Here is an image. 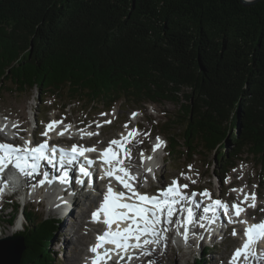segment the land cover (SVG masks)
Returning <instances> with one entry per match:
<instances>
[{"label": "trees", "instance_id": "trees-1", "mask_svg": "<svg viewBox=\"0 0 264 264\" xmlns=\"http://www.w3.org/2000/svg\"><path fill=\"white\" fill-rule=\"evenodd\" d=\"M32 91L91 111L173 103L172 160L215 153L223 179L247 155L264 176V0H0V95ZM21 213L19 264H55L59 222Z\"/></svg>", "mask_w": 264, "mask_h": 264}, {"label": "snow or ice", "instance_id": "snow-or-ice-1", "mask_svg": "<svg viewBox=\"0 0 264 264\" xmlns=\"http://www.w3.org/2000/svg\"><path fill=\"white\" fill-rule=\"evenodd\" d=\"M101 115L107 114L101 113ZM133 115L135 116V113ZM58 123L60 122L49 123L46 126L45 132L41 133V135L47 136L48 131L52 130L54 124ZM104 123H111V120L104 121ZM100 126L101 124L97 122V127ZM89 135H96V133H89ZM132 135L133 133L130 132L129 136ZM159 140L160 138L157 137V141ZM161 143L158 142L155 148L159 149ZM110 145H116L118 148H121L125 152V156L130 155V152L123 148L122 141L113 139L110 141ZM92 151H95V148H81L73 145L69 153L58 149L54 145L49 146L46 141L38 145H32L31 141H26L23 146H14L0 142V173H3L11 166L25 178H33L37 175L42 176L43 178L38 183L40 186H43L46 183L51 184L56 182L54 178L49 177L47 172L42 173L40 171L43 162H46L48 166L53 168L59 163L60 168L63 169L66 164L73 165L78 157H84L86 152ZM57 153H59L58 160ZM102 156L105 158L104 163L111 165L105 175L114 177L115 180L123 185L124 189H127V193L124 191H114L111 184H109L107 186V193L103 197L102 205L96 212L92 213L93 222L96 223L100 222L99 215L103 214L105 218L103 223L107 225L108 231L98 236L97 244L90 248V251L93 253L91 264H108L113 254L119 255L120 259L123 260L125 255L128 254L129 249H139L144 256H152L153 253L149 246L160 245L161 241H165L163 248L166 249L167 233L170 230L169 225H175L178 233L180 229H183V232L180 234L187 245L189 225L199 223L200 228H206L211 231V226L216 224L219 219L216 209L223 210L224 215L229 217L228 223L234 224L238 222L246 225L243 233L246 239L243 245L235 250L229 260V264H253V262H257L258 264L260 262L261 258L256 254V246L259 242L264 241V221L249 223L247 220L235 221L231 218L233 215L239 217L246 211V208L242 205H247L250 208L256 207L257 195L255 192L244 193L243 200L239 204L231 206L234 212H230L229 206L217 199L203 208L204 215L197 217L195 209H199L201 205L194 198L197 195H202L211 199V194L207 190L200 194L192 192L188 196L182 191L188 185L179 184L177 180H174L166 188L159 189L157 195L140 193L134 188L132 183H129V181H134L136 178L131 175L127 168L123 167V158L117 159V153L112 150L111 146L102 152ZM92 163L90 160L87 161L89 167ZM118 173H122L126 179L122 178ZM90 175L88 167L81 164L75 183L84 186L86 181L81 177H89ZM58 181L62 185L70 184L69 172L63 171L58 177ZM192 182L195 183V181ZM232 190L243 193L242 188H234ZM0 194H2V191H0ZM68 194L75 197L79 193L69 191ZM249 201L251 202L249 203ZM181 204H183V207H177ZM260 211L264 212V208H261ZM184 213H186V217L183 219H172L174 215H183ZM252 219L255 220V217H252ZM204 221H207V223ZM120 222L128 223L124 229H120ZM113 224L117 225L115 230H112ZM231 235H237L235 228L232 229ZM198 239H203V237H198ZM107 245H112L113 247L109 248ZM131 259V255H128V260ZM147 264H159V260L153 258L148 260Z\"/></svg>", "mask_w": 264, "mask_h": 264}, {"label": "rangeland", "instance_id": "rangeland-1", "mask_svg": "<svg viewBox=\"0 0 264 264\" xmlns=\"http://www.w3.org/2000/svg\"><path fill=\"white\" fill-rule=\"evenodd\" d=\"M41 98L42 96L38 91H32L27 94L7 92L2 96L0 95V114L6 113L12 117L17 116L22 124L31 123L30 130L28 131L30 132L36 128H40L41 131L42 126L49 119L54 116L59 118L58 114L60 111L67 114L70 113V119L72 121L75 120L78 123L86 122L90 125L91 122H89V119H100L105 116L101 115V113H106L103 110L108 111L110 109H104L103 106L97 109L98 106H95V109L91 111L86 108L85 103L75 102L74 104L64 106L65 102L60 100V98L56 99L52 96L45 99V102H43ZM179 108V106L170 102L161 104L150 103L137 108H129L123 103V101L118 102L116 107H114L109 113H106L109 117L103 120H116L117 118V122L112 128H106L103 131V136L105 138L118 136L122 130V123L130 119V115L134 110H138L139 113L137 112L138 115L136 116L139 117L144 133L141 138L142 141L133 146V156L136 158L137 148L138 146H141L143 142L145 144L152 142V145H154L157 141V137H159V141L163 143L166 142L165 139L168 140V135L167 133H164L165 129L162 125L169 117L176 112H179ZM151 135H153L152 138ZM35 136H37V134H35ZM154 136H156V138ZM28 137H31V133L28 134ZM25 139L27 140V138ZM39 140L40 138H38V141ZM162 158H164L163 163L160 162L158 164L162 179L160 183H158L156 179H152L154 189L168 185L174 179L178 178L185 179L186 182H188V186H191L189 188L190 191L194 189H209L214 192L215 196H222L226 202H228V199H232V202H240L244 198V193L255 192L257 195L256 206L259 204L260 207L255 212H248V215L244 220L251 223L252 221L258 222L264 219V212L260 211L261 208H264V176L261 175L262 168L258 167L255 161L247 158V155L243 156V160H238L237 168L233 169V167H231L229 169V177L225 183L217 174H221L223 171L221 168H218L215 162V153H213L212 156H209V160H206L205 157L196 156L189 162L186 160V157L173 158L172 160L166 150L158 156L157 161H161ZM138 165L141 167L142 162L139 161L138 163L136 160L134 166ZM188 165L192 166L194 170L189 171ZM182 173L183 175H181ZM192 181H195V183ZM253 185H255V187H253ZM234 188H242L243 193L233 191L232 189ZM90 203L91 202L88 201L84 204L79 201L75 204L76 213H74L72 217L66 218L64 222L57 224L56 232L51 239V249L56 257L55 264H69L67 260L71 254V246H79L75 236L76 229H79L78 218L80 219L83 214L82 212L85 209L84 205L89 206ZM28 208L36 214L38 220H45L52 217V214L50 213L51 211L45 203H42L40 206L35 204ZM91 210L92 207L91 209L88 208L85 213L84 220L86 221V224L91 221ZM12 216L13 210L10 206L3 210H1L0 207V239L17 235L15 228L12 226L10 227L6 221L11 220ZM252 217H255V220H253ZM243 225L245 224L240 223V225L235 228L237 231L236 236L231 235L232 230L226 231L224 227V238L222 240L219 238L211 243L216 244V248L208 255H204V253L206 246H210V242H207V240L204 239V241L200 243H191L190 241L188 242L189 245H186L185 241L175 237L176 232H174L169 234L166 249L162 246L161 250L152 255V259H158L159 264H195V260L202 257L208 260V264H229L232 251L239 246L240 241L242 240ZM86 232L87 231L84 230V233ZM10 233H13V235H10ZM89 240L91 241L92 238L90 237ZM221 242H223V244H221ZM82 264H86V259L82 261Z\"/></svg>", "mask_w": 264, "mask_h": 264}, {"label": "bare ground", "instance_id": "bare-ground-1", "mask_svg": "<svg viewBox=\"0 0 264 264\" xmlns=\"http://www.w3.org/2000/svg\"><path fill=\"white\" fill-rule=\"evenodd\" d=\"M22 128H24V125L22 126ZM32 137L35 138V133L32 134ZM148 162H150V161H148ZM78 200H79V198L75 199L74 202L78 203ZM98 200H99L98 197L92 198L91 196H87L86 202L89 201L91 203L97 204ZM86 202H84V203H86ZM87 209H88V207H86L83 210V212H82L83 214L80 217V219L78 218L79 229H76L77 231H75V236L77 238L76 240L79 243V246L78 247H72L71 246V251H70L71 254L69 255V258L67 260L69 262V264H82V261L85 259V256L88 252V246L92 242L89 240L90 237L92 238L91 231H89V233H84L85 227L88 225H91V222L86 224V221L84 220L85 219V213L87 212ZM74 213H76V210H74ZM12 227L15 228V226H12ZM91 227H93V226L91 225ZM94 229H96V227H94ZM15 230H16V228H15ZM10 235H13V233H10ZM65 244H66V242H65Z\"/></svg>", "mask_w": 264, "mask_h": 264}, {"label": "water", "instance_id": "water-1", "mask_svg": "<svg viewBox=\"0 0 264 264\" xmlns=\"http://www.w3.org/2000/svg\"><path fill=\"white\" fill-rule=\"evenodd\" d=\"M240 1L244 6H250L261 0ZM24 249V238L21 235L0 239V264H19Z\"/></svg>", "mask_w": 264, "mask_h": 264}]
</instances>
